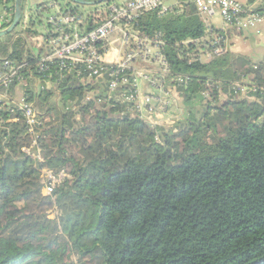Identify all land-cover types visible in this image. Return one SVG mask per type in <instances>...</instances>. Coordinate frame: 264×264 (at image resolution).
Here are the masks:
<instances>
[{"label":"trees","instance_id":"16d2710c","mask_svg":"<svg viewBox=\"0 0 264 264\" xmlns=\"http://www.w3.org/2000/svg\"><path fill=\"white\" fill-rule=\"evenodd\" d=\"M15 2L0 0V17ZM113 2L56 4L78 13L88 33L106 21ZM45 11L37 8V20ZM37 20L23 12L21 35L0 39V71L6 61L25 67L24 90L44 122L41 162L25 120L4 104L0 264H264V60L231 51L234 31L208 26L193 0L141 14L129 32L161 42L165 89L188 107L184 120L165 130L131 112L133 104L84 103L95 89L106 97L104 82L41 73L45 50L36 53L27 42L39 35ZM219 38L224 42L214 46ZM177 77L190 82L176 84ZM236 84L257 91L235 95ZM44 170L70 174L55 203L44 194ZM54 208L60 215L52 219Z\"/></svg>","mask_w":264,"mask_h":264},{"label":"built area","instance_id":"2783aa9c","mask_svg":"<svg viewBox=\"0 0 264 264\" xmlns=\"http://www.w3.org/2000/svg\"><path fill=\"white\" fill-rule=\"evenodd\" d=\"M171 0H125L120 3L113 2L108 8V18L95 30L85 33L81 29L82 17L78 13L62 10L58 6L56 13L51 14L47 20L49 37L45 38L43 48L45 50L39 61L38 68L42 73L60 74L62 77L75 76L81 83L95 86L105 83L106 97L100 98L99 90L87 93L84 103L96 101L98 104L115 102L133 104L131 112H134L153 126H159L154 118H160L156 105L163 103L166 110L171 102L163 98L169 96L171 91L165 89V74L169 73V67L165 58L160 54L161 42H152L150 39H141L131 34L129 25L145 12L160 9L161 13L168 10ZM198 13L206 20L218 15L222 18L226 29L234 32L261 33L264 26V12L257 11L256 2L251 4L249 0L241 3L239 0H193ZM49 10V6H47ZM15 16V6L9 5L0 17V25L9 28ZM3 29V30H5ZM0 30V31H3ZM120 35V39L116 36ZM224 42L217 39L216 45ZM116 47H120L117 49ZM114 47V48H113ZM154 50V53L152 52ZM223 53V48L217 46L215 54ZM162 67L163 75L159 70L147 75L143 65L147 63ZM0 71V120L5 110L4 104L10 107L11 113L21 115L25 120L28 132L33 137L31 149L35 152V159L43 162L41 149L38 143V130L44 127L35 101L29 98L24 88L27 87L24 66H15L6 61ZM49 74V75H50ZM32 78V77H31ZM49 78V77H48ZM51 78V77H50ZM148 82L150 89L159 91L158 94L149 92L141 93V82ZM176 84L187 85L189 78L177 77ZM39 85V82H37ZM21 86L17 97L11 89ZM44 89V88H42ZM256 92V87L236 84L232 91L235 95L247 94L249 91ZM208 96V95H206ZM18 118L14 119L17 121ZM29 153L31 150H28ZM70 174L66 171L44 170L42 182L44 183L45 195L56 202L55 191L60 187Z\"/></svg>","mask_w":264,"mask_h":264},{"label":"rangeland","instance_id":"374dc122","mask_svg":"<svg viewBox=\"0 0 264 264\" xmlns=\"http://www.w3.org/2000/svg\"><path fill=\"white\" fill-rule=\"evenodd\" d=\"M56 1L57 0H24V5H23V7H24V15L27 16V17H32L34 20L35 19L37 20L36 10H37V8L39 6H42V5L49 6V10L47 9V11L42 13L41 17L37 20L38 24H37V27L35 29L39 33V35L37 37H34V38H31V39L27 40L29 48L32 49L33 51H35L36 53L40 49L43 48V44L45 43V38L43 37L42 34L43 33L46 34V26H47L48 18L50 17L51 14L56 13L57 10H58V6H56V4H55ZM123 1H125V0H114V2H116V3H120V2H123ZM174 1L175 0H171L167 4L168 5H172ZM239 1L241 3L247 2V0H239ZM256 4H257V7H259L261 5H264V0H256ZM40 22H41V24H40ZM209 24L210 25H214V26H216L218 28L226 29L222 18L220 16H218V15L214 16L213 18H211L209 20ZM23 31H24V27H23V25L21 23L20 26L16 28L14 33H19L18 36H20ZM237 37L241 38L243 40L239 41V40H237ZM249 38H250V36H248V35H241L238 32H234L233 35H232V38L230 39L231 47L234 48V49L231 48V51L233 50L234 53L238 54V55H243L244 53H242V52L250 53L249 49L244 46V45H246V44H244L246 39H249ZM116 39H120V35L116 36ZM234 40H237L236 45L232 44V41H234ZM116 46H118V45L117 44L114 45V47H116ZM116 48L119 49L120 47H116ZM152 52L154 53V50ZM209 58L210 57L206 55V56L202 57V60L206 61ZM249 59H251V61H254L255 58L254 57H249ZM143 67L146 68L145 72H146L147 75H150V74L152 75V74L156 73L159 70L158 69V65L154 64V63H151V62L147 63L146 65H143ZM20 87L21 86H19V87L17 86L16 89H15V91L17 93H19V94H20V90H21ZM150 88H151V86L148 84V82H144V81L141 82V87H140L141 93H146V92L148 93ZM19 94H17V97H18ZM225 99H226L225 97H222V101H224ZM191 107H193V109L195 111H197L198 114H201L202 111H203L202 110L203 106L200 104L199 101L193 102ZM156 108H157L156 112L158 113L160 118H154V121L156 123H158L159 126L163 127L165 130L172 129L180 121H183L185 116L188 113V107H186L184 105V101H183L182 98H180L179 95L177 96V98H173L171 100V106L168 108V110L165 109L163 103H162V105L161 104L156 105ZM27 153H29V151H27ZM44 187H45V185H44ZM44 194H45V192H44ZM48 212H49V214H51V218L52 219H54V218H56V217H58L60 215V212L56 208H54L52 211H48Z\"/></svg>","mask_w":264,"mask_h":264},{"label":"crops","instance_id":"0c3cea01","mask_svg":"<svg viewBox=\"0 0 264 264\" xmlns=\"http://www.w3.org/2000/svg\"><path fill=\"white\" fill-rule=\"evenodd\" d=\"M239 34L250 36V38L249 39H246V41L244 43V44H246L244 46L249 49V52L250 53H248V52H242V53H244L243 55L246 56V57H248V58L249 57H254L255 58L254 59V62H259V61L264 60V27L261 29V33L260 34H256V33L251 32V31L250 32H242V33H239ZM237 40L240 41V40H243V39L237 37ZM237 40L232 41V44L236 45ZM232 49H234V48H232ZM41 50L42 49H40L39 51H41ZM149 92H152V93L154 92L156 94L159 93V91H155L153 89H150ZM16 94H18V93L16 92ZM177 96H178V94L173 89V90H171L169 96H167V97L166 96H163V98H165V99H167L168 101L171 102V100L173 98H177Z\"/></svg>","mask_w":264,"mask_h":264},{"label":"water","instance_id":"95a60500","mask_svg":"<svg viewBox=\"0 0 264 264\" xmlns=\"http://www.w3.org/2000/svg\"><path fill=\"white\" fill-rule=\"evenodd\" d=\"M67 1L73 4H76V5H80V6L93 7L96 5L108 3L111 0H67ZM23 5H24V0H16L14 21L9 28L3 31H0V39L13 34L16 28L20 26L22 22V18H23V12H24Z\"/></svg>","mask_w":264,"mask_h":264}]
</instances>
